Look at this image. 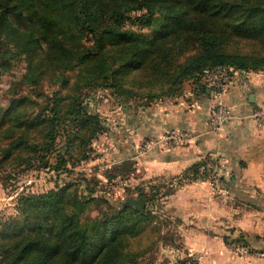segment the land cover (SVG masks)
<instances>
[{
  "label": "trees",
  "instance_id": "1",
  "mask_svg": "<svg viewBox=\"0 0 264 264\" xmlns=\"http://www.w3.org/2000/svg\"><path fill=\"white\" fill-rule=\"evenodd\" d=\"M196 14L201 16V23ZM216 19L231 21L226 20L228 27L221 33L215 32L213 25L203 26L208 21L215 24ZM194 26L204 29L198 36L199 48L184 53L186 40L194 38V32L190 31ZM144 27L151 31H141ZM263 33L264 0H0V65L10 62L6 55L11 46L29 57L45 51L55 68L52 75L59 83L68 84V67L79 70L70 90L109 85L125 95V100L177 97L186 84L201 88L206 85L201 81L206 67L264 69V50L261 55L226 50L233 35L259 37ZM69 35L80 40V45L68 43ZM182 35L185 39L176 41L178 45L163 46L170 37ZM131 71L149 72L155 79H142L144 74L137 73L135 80H126ZM25 77L37 81L32 68ZM140 78L141 82L137 80ZM155 80H166L161 88L167 89L153 92L154 96L141 93L144 90L139 85L146 86ZM52 110L55 112L53 107ZM76 112V133L82 144L88 145L101 119L82 108ZM42 117L38 113L24 121L28 131L3 148L1 161L11 156L14 149L27 146L26 134L43 122L44 129L36 131H45V136H50L55 125L47 120L53 119ZM51 147L48 140L34 149L33 156ZM62 156L58 153L57 163H62ZM19 159L25 160V156L22 154ZM200 164L201 160L181 175H187L190 168ZM67 200L66 186L22 195L18 208L24 223L18 230L9 226L0 228V264H126L129 260L124 259L127 256L122 253V240L138 233L141 221L149 218L147 209L141 211L124 200L119 207L104 211L99 219L82 221L75 213L85 205L76 203V208L69 210Z\"/></svg>",
  "mask_w": 264,
  "mask_h": 264
},
{
  "label": "rangeland",
  "instance_id": "2",
  "mask_svg": "<svg viewBox=\"0 0 264 264\" xmlns=\"http://www.w3.org/2000/svg\"><path fill=\"white\" fill-rule=\"evenodd\" d=\"M196 17L201 23V16L196 14ZM226 20L216 19L215 24L208 21L203 26L213 25L214 31L221 33L228 27ZM195 27L190 30L194 32V38L186 40L184 53L199 48L198 36L204 29ZM141 31L150 32L151 28L144 27ZM184 39L183 35L174 39L170 37L163 46L173 47L178 45L176 41L182 42ZM66 41L75 45L81 42L74 35H69ZM226 46V50L231 53L261 55L259 53L264 50V33L259 37L233 35ZM11 48L6 55H9L10 62L0 65V159L3 148L23 131L26 133V125L23 123L27 119L41 113L45 118H52L53 121H47L55 126L50 136H45V131H36L44 129V122L36 126L26 134L27 146L14 149L6 160H0V228L9 226L19 229L24 223L18 208L22 195L40 194L66 186L67 208L75 209L76 203L85 205L82 211L75 213L76 218L82 221L85 218L91 221L99 219L104 211L119 207L130 196L146 199L145 209L149 218L141 221L136 235H128L122 240V253L127 256L124 259L129 260L126 264H264V234L241 232L233 228L223 237H218L187 233L189 229L181 227L182 219L168 211L164 200L167 199L166 195L184 182L161 181L137 186H132L130 182L126 184V171L131 170L132 165L125 164L126 170L125 165L120 164V158H115L122 145L118 130L120 106L125 101L128 104L132 101L135 103L134 100H140V103L155 101L151 99L152 96L125 100V95L109 85L70 90L71 85L77 81V68H67L69 82L63 85L53 77L55 68L45 51L29 57L17 51L14 46ZM29 68L35 70L36 82L25 77ZM131 72L126 80H135L137 73L138 76L144 74L142 79H155L149 72ZM142 79L137 80L141 82ZM166 83V80H155L152 84L139 85L138 88L144 90L141 93L153 95V92H163L165 88L161 87ZM75 95L78 97L74 99ZM81 108L101 119L88 145H83L81 137L76 133L74 115ZM111 113L114 115L110 116ZM48 140L52 144L51 150L37 152L33 156L34 149L45 145ZM58 153L63 155L62 163H57ZM22 154L25 160L19 159ZM29 155L33 157L27 158ZM41 155H45L44 159ZM239 235H244L245 240L237 239Z\"/></svg>",
  "mask_w": 264,
  "mask_h": 264
},
{
  "label": "crops",
  "instance_id": "3",
  "mask_svg": "<svg viewBox=\"0 0 264 264\" xmlns=\"http://www.w3.org/2000/svg\"><path fill=\"white\" fill-rule=\"evenodd\" d=\"M220 100L235 113L221 133L208 128V112L217 99L207 85L186 84L171 102L125 101L118 113L122 145L115 158L132 165L131 170L124 166L125 182L137 186L175 181L209 151L221 152L227 166L223 183L185 182L166 195L165 206L182 219L187 233L223 237L234 228L264 234V121L254 114L264 108V69H234ZM176 126L195 136L190 143L169 150L143 146L147 139Z\"/></svg>",
  "mask_w": 264,
  "mask_h": 264
},
{
  "label": "built area",
  "instance_id": "4",
  "mask_svg": "<svg viewBox=\"0 0 264 264\" xmlns=\"http://www.w3.org/2000/svg\"><path fill=\"white\" fill-rule=\"evenodd\" d=\"M234 68L231 66L206 67L201 74V81L205 82L208 89L217 99L208 112V128L215 133H221L224 126L235 117L233 108L223 103L221 96L228 90L232 81ZM193 90L190 89L189 93ZM174 97L167 96L163 100L171 102ZM255 116L264 121V108L255 111ZM195 137L184 127H171L156 138L147 139L143 146L146 149L159 146L161 149L169 150L173 147L190 143ZM227 166L224 155L219 151H209L201 159V164L190 168L186 173L177 179L185 183L194 180H208L212 185L223 183L226 176ZM124 182V181H123Z\"/></svg>",
  "mask_w": 264,
  "mask_h": 264
},
{
  "label": "water",
  "instance_id": "5",
  "mask_svg": "<svg viewBox=\"0 0 264 264\" xmlns=\"http://www.w3.org/2000/svg\"><path fill=\"white\" fill-rule=\"evenodd\" d=\"M253 95V94H252ZM252 97V96H251ZM253 100H255V98H251ZM125 203H131L134 204L135 206H137L141 211L145 210L146 207V201L143 200L142 198L139 197H133L130 196L125 200Z\"/></svg>",
  "mask_w": 264,
  "mask_h": 264
}]
</instances>
